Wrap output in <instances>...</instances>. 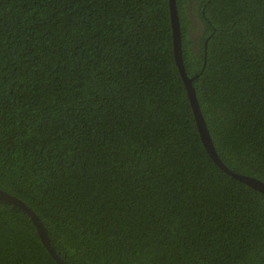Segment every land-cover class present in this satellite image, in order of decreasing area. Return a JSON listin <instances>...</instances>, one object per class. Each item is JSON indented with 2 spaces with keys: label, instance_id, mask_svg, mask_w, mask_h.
<instances>
[{
  "label": "trees",
  "instance_id": "trees-1",
  "mask_svg": "<svg viewBox=\"0 0 264 264\" xmlns=\"http://www.w3.org/2000/svg\"><path fill=\"white\" fill-rule=\"evenodd\" d=\"M175 5L215 151L264 183V0ZM0 189L66 264L264 262V195L199 140L167 0H0ZM0 264H57L3 201Z\"/></svg>",
  "mask_w": 264,
  "mask_h": 264
},
{
  "label": "water",
  "instance_id": "water-1",
  "mask_svg": "<svg viewBox=\"0 0 264 264\" xmlns=\"http://www.w3.org/2000/svg\"><path fill=\"white\" fill-rule=\"evenodd\" d=\"M167 7H168V17H169V26H170V33H171V44H172V56L173 60L176 66V69L178 71L180 80L182 82L183 88L185 90V94L188 100V104L190 106L191 114L193 117L194 125L199 137V140L207 153L208 157L211 159V161L225 174L229 175L230 177L234 178L235 180L245 184L246 186L250 187L251 189L258 191L262 195H264V183L260 180L246 176L243 174H239L236 172L231 171L227 168L226 165L223 164V162L220 160L217 152L215 151V148L213 146V143L211 141V137L209 135V132L207 130L205 121L201 115V112L199 110V106L197 103V99L195 96L194 88L191 85V82L195 75L188 76L183 68L182 64V58H181V43H180V30H179V22L178 17L176 13V5L175 0H167ZM203 47L205 45L203 44ZM205 54V51H204ZM0 201L10 203L16 207H18L22 212H24L28 218L30 219L36 234L43 245V247L46 249L48 254L56 261L57 264H66L61 258H59L51 248V245L49 243V239L47 237V232L41 223L39 217L34 213V211L31 210L30 207H28L25 203H23L20 199L17 197L3 191L0 189ZM261 264H264L261 263Z\"/></svg>",
  "mask_w": 264,
  "mask_h": 264
},
{
  "label": "bare ground",
  "instance_id": "bare-ground-1",
  "mask_svg": "<svg viewBox=\"0 0 264 264\" xmlns=\"http://www.w3.org/2000/svg\"><path fill=\"white\" fill-rule=\"evenodd\" d=\"M52 248V247H51Z\"/></svg>",
  "mask_w": 264,
  "mask_h": 264
}]
</instances>
